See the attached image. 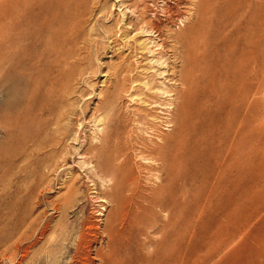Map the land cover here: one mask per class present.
Here are the masks:
<instances>
[{
    "label": "rangeland",
    "instance_id": "374dc122",
    "mask_svg": "<svg viewBox=\"0 0 264 264\" xmlns=\"http://www.w3.org/2000/svg\"><path fill=\"white\" fill-rule=\"evenodd\" d=\"M29 2L35 5L36 18L42 22L27 35H0V80L4 77L16 85V92L10 97L4 90L0 104V264H100L97 246L106 249L108 240L102 233L106 219L102 215V191L113 183L112 175L119 162L114 147L118 143L128 148L151 145L153 140L159 141L154 136L158 128L163 137H172L175 127L164 125L166 115L158 108L151 111L146 106L150 91H166V98L172 97L169 95L175 93L177 85L172 71L183 69L181 46L189 45L201 14L213 7L220 12L231 8L233 13L219 29L223 44L218 59H214L211 50L200 76L197 75L193 104L202 105L203 111L191 121L188 138L185 137L188 156L177 160L175 174L167 185L173 212L167 253L172 264H264V89L257 76L264 56V0ZM235 39L237 52L244 53L243 70L252 77V111L237 146L238 160L221 164L215 153L220 146L228 147L234 135L233 123L243 121L242 103L232 102L230 98L234 96L225 95L220 87H225L220 76L223 47ZM146 42L151 44L145 47ZM214 78L220 83L212 86ZM166 98L161 96L160 100ZM148 112L152 115L146 123L141 116L146 117ZM206 115L210 116L204 124ZM213 120H217L216 124ZM96 146L102 154L99 160L91 153ZM193 149L199 153V163L188 158ZM130 154L135 171L154 164L150 152L136 154L131 150ZM97 162L113 166L108 178L97 174ZM157 173L152 174V182L160 181ZM232 191L234 205L230 211H234L235 218L229 220L227 197ZM249 197L257 203L256 207L247 208ZM205 205L206 214L202 212ZM159 220L165 221L166 214L160 215ZM87 221L95 227L84 224ZM42 222L49 225L47 239H37V246L32 245L25 254L27 244H33L44 225ZM29 226L33 233L37 232L35 235ZM80 231L88 234L83 252H88L84 254L86 258H75L73 248L79 243ZM139 235L134 242L140 243ZM164 238L161 232L153 239ZM149 246L141 245L139 250L130 246L126 250L129 263L143 264L140 258L156 251ZM164 248L159 251L164 252Z\"/></svg>",
    "mask_w": 264,
    "mask_h": 264
},
{
    "label": "bare ground",
    "instance_id": "6f19581e",
    "mask_svg": "<svg viewBox=\"0 0 264 264\" xmlns=\"http://www.w3.org/2000/svg\"><path fill=\"white\" fill-rule=\"evenodd\" d=\"M213 6H216V4H213ZM230 7H232V6L230 5ZM214 9H216V8L213 7V9L212 8H206L205 9L203 14H201V16H200V19H199L197 25L195 26L196 31H195V34L193 36V39H191L189 41V45L183 44L181 46V50H182L181 51V54H182L181 58L183 61V69H181V70L173 69V71H172L174 73L172 79L175 81V84L177 83L176 89L174 90L175 93L174 94L172 93V95H169L172 97H168L169 98L168 99V98H166L167 94L165 95L166 91L163 92L162 94H158V92L150 91V96H149L150 99L148 101V104L146 103L147 104L146 106H148L149 110L155 111L156 108H158L159 110H161L164 113V115H166L164 118V125H166L168 127H171V126L175 127V131H174V134L172 135V137H163L161 129L158 128V130L154 132V136H156L155 138L158 139L159 141L153 140L151 145L150 144L148 145L147 143H145V144L143 143V147H138V146L133 145L130 148H128L127 146L119 145V143H118L117 146L114 147L113 153L115 154V156L117 155L116 160H119L118 169L115 172V174L112 175L113 176L112 179L109 178L113 181V183L110 182L111 184L109 186L106 185V188L105 189L103 188L104 191H102L103 195L101 194L103 197L101 200L103 202V210L105 211V212H102V215H106L105 216L106 219H105L104 224L102 226V233H105L108 240L106 241L107 243H105L106 245L103 244V246L105 245V247H107L106 249L104 247L100 248L99 247L100 245L97 246L98 247L97 249H99L96 251L97 255L99 256V258H97V259H100V262L98 261V263H100V264H130L126 258V250L132 245H134L137 250H139V247H141V245L143 247L145 246V248L148 247L149 245H152L156 249L155 253L152 256H146L145 258L142 256L140 258V260L143 264H172V261L170 259V254L167 253L170 251L169 234H170V230L172 228L171 216L173 215V212L171 210V203H170L169 198H168L169 192H168V186L167 185H169L171 178L175 174L174 169L177 166V160L182 159L185 156H188L186 153L185 137H186V134L190 131V127L192 125L191 121L195 116H197L198 114H201L203 111L202 105L199 106L196 104L197 106H194V104H193L194 95H195L194 93L196 92V85H197V79H198L197 75L199 74V76H200L201 66L206 61V57L211 50H212V52H214V59L215 60L218 59L219 51H220L222 44H223L222 43L223 41H221L222 39H221V36L219 33V29L221 28V26L223 24V20H225V18L227 19V17L233 13V9H231V8H227L223 12H220L217 9L216 10H214ZM36 12L37 11H36L35 5L31 2H29V0H10V1L0 0V35L3 36L5 33L12 34V33H16V32L17 33L23 32L24 35H27L29 33V31H31L35 25H38L39 23L42 22V21H40V19L38 20L36 18V15H35ZM182 19H183V23H184L185 20H184V18H182ZM186 19H188V18H186ZM157 23H158V21H157ZM225 23H226V21H225ZM48 24H49V22H48ZM165 25H167V24H165ZM40 27H41V25H40ZM47 27H48V25H47ZM166 27H168V26H166ZM162 30H164V28ZM147 32H150V31H147ZM37 34H39V33H37ZM161 34H164V33H161ZM231 34H232V32H231ZM45 37H46V35H45ZM13 38H17V37L14 36ZM22 40H24V39H22ZM1 41H2V39H1ZM1 41H0V43H1ZM235 41H236V39L233 40V43H231L230 45L227 44L223 47L224 59L222 60V63H221V67L223 70H222V72H220V73H222L220 76L221 77L223 76V79L225 81L224 82L225 87L223 84H221L220 87H221V90L225 93V95L230 93L231 95L234 96V98H232V97L230 98V100L232 102L233 101H240L242 103L243 121L233 123L232 127H233V131H234L233 132L234 135L229 140L228 147H221L220 146L219 149L217 150V153H215L216 160H222L221 164H224L228 160L234 161V162L238 160V156L236 154L237 146L240 144L241 137H243L242 135L244 132V125H248L250 114L252 111V95H253V93H252L251 87H250L251 86L250 79H252V77L249 75V73H245V71L243 70L244 53L243 52H240V53L237 52V42L235 43ZM32 42H33V40H32ZM16 43H17V41H16ZM149 44H151V42H146L145 47H148ZM4 45H6V44H4ZM22 47H24V46H22ZM26 48H24L25 51H26ZM20 49L22 50L23 48H20ZM25 51L24 52L22 51L23 54L25 53ZM10 66H12V65H10ZM257 72H258L257 76H258V79L260 81V88L264 89V56L261 59V62L259 64V69L257 70ZM162 73H164V71ZM10 77H13V76L10 75ZM217 77H219V75ZM167 78H169L171 80V78L169 76ZM124 80H125V78H124ZM219 83H220V80H217L216 78L211 80L212 86L218 85ZM171 84H173V83H171ZM180 86L183 89L182 88L180 89ZM201 86H203V85L201 84ZM173 87L175 88V86H173ZM4 90L6 91V93L4 92ZM3 92L8 97L12 96L16 92V85H14V84L12 85V82L10 83V81L4 77H3V79L0 80V104L3 102V98L5 96ZM151 92H153V93H151ZM214 93H216V92H214ZM161 96L162 97L164 96L166 99H164V100L162 99L163 101H161L160 100ZM148 98H147V100H148ZM7 108H8V106H7ZM205 111H207V110H205ZM204 113L207 114V112H204ZM8 115H7V117H8ZM151 115H152V113L148 112L146 114V117L141 116V119L143 121H146V123H149L147 118L150 117ZM209 116L210 115H208L207 117H204L203 120L201 118V120L203 121L202 123H204V124L207 123L206 120ZM213 121L212 122L214 124H216L217 120H213ZM20 124H21V122H20ZM155 126L156 125L154 124L152 126V128H155ZM1 127H3V125ZM14 128H15V125H14ZM10 129H12V128H10ZM20 133H22V132H20ZM17 135H18V133H17ZM22 135H23V133H22ZM193 135H194V133H193ZM24 136L25 135H23V138H24ZM140 136H141V134H140ZM21 138H22V136H21ZM105 138L106 137H104V140H105ZM186 138H188V137H186ZM100 139H102V137ZM227 139H228V137H227ZM102 141H103V139H102ZM133 142H134V140H133ZM225 142H226V138H225ZM216 143H217V141H216ZM97 147L98 146L92 148L91 150H93V151L91 153H94L95 158L97 157L99 160L100 156L102 157V154ZM129 150L130 151L133 150L136 154H142L145 151L150 152V154L152 155V161L154 162V164L150 165V166H145L144 168H141V169H138L135 171V169H134L135 167H133L132 162H131L132 161V157H131L132 154H130ZM188 153H189L188 158H190L193 162L199 161V160H196L199 158V156H198L199 153L196 150H194V149L190 150V152H188ZM210 154H211V152H210ZM201 157H204V155H202ZM95 160H97V159H95ZM92 163H94V162H92ZM111 166L112 165H110L109 162H106V163L105 162H97V165H96L97 174H99L101 176L104 175V177L106 176L105 178H108L109 177L108 175H110V167ZM93 167H94V165H93ZM143 172L146 173V175L144 177L142 175ZM155 172L159 173V175L157 176L158 179L160 180L159 182H155L154 180H153L154 182H152L151 177H152V174ZM216 172L218 173V171H216ZM219 172H221V171H219ZM223 174H224V172H223ZM154 175H153V177L156 176V175L155 176ZM226 175L227 174H225V176ZM212 176H214V174ZM215 176H216V174H215ZM220 176H219V179L221 178ZM176 179H177V176H176ZM145 180H147V181H145ZM107 181H110V180H107ZM240 181H241V179H240ZM214 185H217V184H214ZM194 186H196V183ZM201 186H203V184ZM102 187H104V185ZM233 187L234 186H232V189H233ZM198 189H200V187ZM211 189H216V188H211ZM219 190H223V189L220 188ZM204 192H205V190H204ZM226 195H227V193H226ZM228 196H229V198L227 197V199H229V206H228V208H226V210L228 211L226 217L229 218V220H230L232 218H235L234 211H232V210L230 211V209L234 205V203H233V191ZM204 197H206V196L204 195ZM199 200H200V198H199ZM209 202H211V201H209ZM247 202H248L247 208L248 207H256L257 203L255 201L250 200V197H249V199H247ZM176 203H177V201H176ZM206 207H207L206 205L203 207L202 212L203 211L205 212ZM56 208L59 209L58 206ZM200 208H202V207H200ZM252 210H250V211H252ZM162 214H166V220H167V221L165 220L166 222L163 220H159V217ZM205 214H206V212H205ZM251 214H253V213H251ZM151 215H153L152 221L150 219ZM42 223H41V225H42ZM34 224H35V222H34ZM84 224H87V225L89 224V226H90V223H88V221H87V223H84ZM161 224L163 226H161ZM47 225L48 224H44L42 227L40 225H38V226H40L39 232L38 233L36 232L38 234V236L36 239L32 238L33 244H30V245L27 244V247L24 250L25 254L30 252L29 249L32 247V245L37 244V242H36L37 239H39V238L40 239L41 238L47 239V237L49 235L48 234L46 236L47 231H48L47 227L49 226V225L48 226ZM93 225H94V223H93ZM93 225L91 224L90 228ZM35 227H36V225H35ZM88 227H86V229ZM94 227H95V225H94ZM29 229H31V227ZM29 229H28V231H29ZM32 229H31V231H32ZM93 229H95V228H93ZM99 229H100V227H99ZM149 229H151V230H149ZM35 231H36V229H35ZM62 232L63 231H61V233ZM80 232H82V231H80ZM85 232H87V231H85ZM85 232L80 233L81 236H80L79 243H77V245L75 243H73L76 245V248H73L74 246L72 247L73 249L76 250L75 258L76 257L80 258V255L83 256L86 253V252L83 253L85 251V249H84L85 243L88 240V234ZM161 232L163 233V238H164V236H165V238L162 241H154L153 238H155L156 234L161 233ZM30 233H33V231ZM36 233H33V234L35 235ZM79 233H78V235H79ZM94 233L92 234L93 236H94ZM33 234H32V236H33ZM96 234H97V231H96ZM138 234L143 236V239L141 236V238L139 240L140 243L137 241L134 242L136 240ZM131 238H133V240H131ZM91 240H92V238H91ZM93 240H95V239H93ZM100 240H102V239H99V241ZM41 242H43V241H41ZM90 243H92V242L90 241ZM88 245H89V243H88ZM146 245H148V246H146ZM36 246H35V249H36ZM17 247H18V245H17ZM163 247H165L164 252L161 253V251H159V250L162 249ZM68 248H70V247L68 246ZM87 248H88V246H87ZM55 249H54V251H55ZM34 250H33V252H34ZM90 250L91 249H89V251ZM43 252H46V251H43ZM47 252H48V249H47ZM25 254H24V256H25ZM87 254H88V252H87ZM87 254H85V255H87ZM63 255H64V253H63ZM85 255H84V258L87 257V256L85 257ZM43 256H47V255H43ZM88 256H90V255H88ZM93 256L91 258H93ZM133 256H134V254H133ZM28 257L30 260V258H31L30 255ZM25 259H27V258H25ZM33 259H34V257H33ZM21 260H20V262H21ZM39 260H40V256H39ZM72 261H74V260H72ZM86 261L88 262V258L86 259ZM69 262L71 263V260ZM78 262H80V261H78ZM84 262H85V260H84ZM32 264H34V263H32ZM72 264H76V263L72 262ZM82 264H83V262H82ZM90 264H91V262H90Z\"/></svg>",
    "mask_w": 264,
    "mask_h": 264
}]
</instances>
